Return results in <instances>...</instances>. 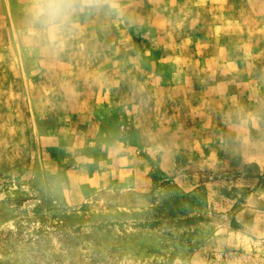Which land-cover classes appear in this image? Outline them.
I'll list each match as a JSON object with an SVG mask.
<instances>
[{
    "label": "rangeland",
    "instance_id": "obj_1",
    "mask_svg": "<svg viewBox=\"0 0 264 264\" xmlns=\"http://www.w3.org/2000/svg\"><path fill=\"white\" fill-rule=\"evenodd\" d=\"M252 2L0 0V264H264Z\"/></svg>",
    "mask_w": 264,
    "mask_h": 264
},
{
    "label": "clouds",
    "instance_id": "obj_2",
    "mask_svg": "<svg viewBox=\"0 0 264 264\" xmlns=\"http://www.w3.org/2000/svg\"><path fill=\"white\" fill-rule=\"evenodd\" d=\"M98 0H36L31 9L34 18L43 25L49 40L55 43L62 25L74 11L94 6Z\"/></svg>",
    "mask_w": 264,
    "mask_h": 264
},
{
    "label": "crops",
    "instance_id": "obj_3",
    "mask_svg": "<svg viewBox=\"0 0 264 264\" xmlns=\"http://www.w3.org/2000/svg\"><path fill=\"white\" fill-rule=\"evenodd\" d=\"M252 3H256L258 10L264 11V0H253Z\"/></svg>",
    "mask_w": 264,
    "mask_h": 264
}]
</instances>
